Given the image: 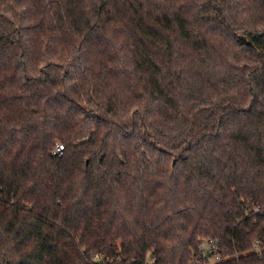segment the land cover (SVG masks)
Instances as JSON below:
<instances>
[{
    "label": "trees",
    "instance_id": "obj_1",
    "mask_svg": "<svg viewBox=\"0 0 264 264\" xmlns=\"http://www.w3.org/2000/svg\"><path fill=\"white\" fill-rule=\"evenodd\" d=\"M205 238L264 264V0H0V264Z\"/></svg>",
    "mask_w": 264,
    "mask_h": 264
},
{
    "label": "built area",
    "instance_id": "obj_2",
    "mask_svg": "<svg viewBox=\"0 0 264 264\" xmlns=\"http://www.w3.org/2000/svg\"><path fill=\"white\" fill-rule=\"evenodd\" d=\"M64 149L62 144H59L56 149V154H61ZM254 249L260 256L264 253V248L260 242L254 243ZM99 256V255H97ZM228 258V255L224 254L223 246L221 243L213 238L201 239L199 247L194 255L191 264H217L218 262ZM155 258H151L150 261H154Z\"/></svg>",
    "mask_w": 264,
    "mask_h": 264
}]
</instances>
